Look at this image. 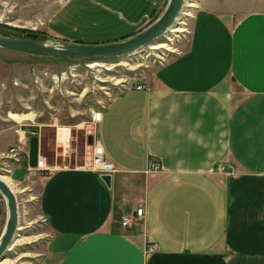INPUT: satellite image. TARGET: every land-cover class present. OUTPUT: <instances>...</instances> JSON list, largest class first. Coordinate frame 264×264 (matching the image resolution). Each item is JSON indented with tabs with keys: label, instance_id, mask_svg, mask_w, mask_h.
Listing matches in <instances>:
<instances>
[{
	"label": "crops",
	"instance_id": "0c3cea01",
	"mask_svg": "<svg viewBox=\"0 0 264 264\" xmlns=\"http://www.w3.org/2000/svg\"><path fill=\"white\" fill-rule=\"evenodd\" d=\"M111 1L114 17L123 0ZM207 1L184 55L101 109L92 133L117 169L111 186L87 162L33 178L29 164L17 170L51 237L41 264H264V0H253L257 10L226 0L221 11ZM130 2L107 42L165 9ZM140 207L144 218L124 228ZM150 243L157 251L147 254Z\"/></svg>",
	"mask_w": 264,
	"mask_h": 264
},
{
	"label": "rangeland",
	"instance_id": "374dc122",
	"mask_svg": "<svg viewBox=\"0 0 264 264\" xmlns=\"http://www.w3.org/2000/svg\"><path fill=\"white\" fill-rule=\"evenodd\" d=\"M109 1L0 0V35L45 40L52 44L58 41L113 43L107 41L116 38L120 32L117 29L123 27L122 17H126L123 6L128 0L122 1V8L117 6L114 17L115 4ZM237 1L229 3L232 6ZM162 2L166 8L168 0ZM211 2L219 6L220 11L226 8V0ZM131 3L133 5L135 0ZM238 3L243 2L239 0ZM203 4L207 6L209 2L185 0L164 36L122 58L101 62L41 58L0 48V177L15 192L19 210L15 238L0 264H41L51 238L46 220L39 216L36 197L32 192L20 193L23 186L15 182L17 170L28 164L26 153L30 138L38 137L39 153L50 165L91 164L88 141L94 128L89 123L92 111L102 109L114 95L183 56L193 40L195 22ZM106 5L111 13L104 9ZM240 7L258 9L254 8L253 0ZM102 14L106 15V24L100 27L104 19ZM159 16H153L148 22L153 24ZM176 28L184 31H173ZM17 132L25 133L26 144L24 152L13 155L9 150L19 144ZM37 173L29 169V177L38 176ZM6 220L7 206L0 194V238Z\"/></svg>",
	"mask_w": 264,
	"mask_h": 264
},
{
	"label": "water",
	"instance_id": "95a60500",
	"mask_svg": "<svg viewBox=\"0 0 264 264\" xmlns=\"http://www.w3.org/2000/svg\"><path fill=\"white\" fill-rule=\"evenodd\" d=\"M183 1L169 0L164 12L153 24L122 41L106 44H80L58 41L52 44L45 40H28L0 35V48L41 58H64L92 62L122 58L161 38L174 24L182 8ZM38 156L39 139L38 137H32L29 141L28 164L30 168L37 166ZM102 180L108 187L111 186L110 175H103ZM0 194L7 206L6 225L0 238L1 261L15 238L19 225V210L15 192L1 179Z\"/></svg>",
	"mask_w": 264,
	"mask_h": 264
},
{
	"label": "built area",
	"instance_id": "2783aa9c",
	"mask_svg": "<svg viewBox=\"0 0 264 264\" xmlns=\"http://www.w3.org/2000/svg\"><path fill=\"white\" fill-rule=\"evenodd\" d=\"M167 2V0H164ZM169 1V0H168ZM64 74H62L61 79H63ZM57 79V77H56ZM137 89L140 90L143 88V85H136V83L132 84V87L129 89ZM104 108V106L102 107ZM102 119V111L101 109L93 110L90 116V125L95 127ZM91 147H92V167L93 169L99 173L101 176L103 175H112L115 172H117V169L115 166L109 162L105 156V151L103 147L96 141L95 135L91 134ZM26 142L25 141H19V144L17 146H13L9 152L13 155H18L19 153L24 152V146ZM26 157H29V152L26 153ZM67 166H52L48 163V160L46 157L40 155L38 156L37 160V166L35 168H30V170L37 171L38 173H49L53 170H56L57 168L64 169ZM149 170L151 171H160L161 167L158 162L150 161L149 162ZM220 171L224 172V168L220 167ZM144 218V209L142 207L137 208L136 211L133 214H127L123 216L121 220V225L124 228L131 229L135 226L136 221L142 220ZM157 251V246L155 244H149L146 248V253L149 254L150 252L153 253Z\"/></svg>",
	"mask_w": 264,
	"mask_h": 264
},
{
	"label": "bare ground",
	"instance_id": "6f19581e",
	"mask_svg": "<svg viewBox=\"0 0 264 264\" xmlns=\"http://www.w3.org/2000/svg\"><path fill=\"white\" fill-rule=\"evenodd\" d=\"M185 1V0H184ZM184 1H183V5H184ZM183 5H182V7H183ZM182 9V8H181ZM181 11V10H180ZM173 31H178V32H182V31H184V29H182V28H176L175 30L173 29ZM164 36V35H163ZM159 47H161V46H159ZM0 179H1V177H0ZM2 180V179H1Z\"/></svg>",
	"mask_w": 264,
	"mask_h": 264
}]
</instances>
